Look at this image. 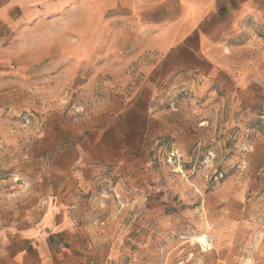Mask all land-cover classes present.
Masks as SVG:
<instances>
[{
	"label": "rangeland",
	"instance_id": "374dc122",
	"mask_svg": "<svg viewBox=\"0 0 264 264\" xmlns=\"http://www.w3.org/2000/svg\"><path fill=\"white\" fill-rule=\"evenodd\" d=\"M244 6L0 0V264H264V0Z\"/></svg>",
	"mask_w": 264,
	"mask_h": 264
},
{
	"label": "built area",
	"instance_id": "2783aa9c",
	"mask_svg": "<svg viewBox=\"0 0 264 264\" xmlns=\"http://www.w3.org/2000/svg\"><path fill=\"white\" fill-rule=\"evenodd\" d=\"M196 244L202 251H206L209 249L212 241L208 234H202L197 237Z\"/></svg>",
	"mask_w": 264,
	"mask_h": 264
},
{
	"label": "crops",
	"instance_id": "0c3cea01",
	"mask_svg": "<svg viewBox=\"0 0 264 264\" xmlns=\"http://www.w3.org/2000/svg\"><path fill=\"white\" fill-rule=\"evenodd\" d=\"M260 1H261V0H235L236 5H239V7L242 6V5H245V6L243 7L245 10H250V9H252V8H253L252 6H253L254 4L260 2Z\"/></svg>",
	"mask_w": 264,
	"mask_h": 264
},
{
	"label": "bare ground",
	"instance_id": "6f19581e",
	"mask_svg": "<svg viewBox=\"0 0 264 264\" xmlns=\"http://www.w3.org/2000/svg\"><path fill=\"white\" fill-rule=\"evenodd\" d=\"M210 247H211V245H210Z\"/></svg>",
	"mask_w": 264,
	"mask_h": 264
}]
</instances>
